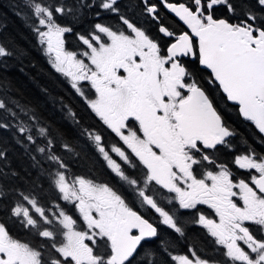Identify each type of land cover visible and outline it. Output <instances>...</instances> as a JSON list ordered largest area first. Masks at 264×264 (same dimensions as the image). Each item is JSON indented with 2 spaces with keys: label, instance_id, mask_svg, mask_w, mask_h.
Returning a JSON list of instances; mask_svg holds the SVG:
<instances>
[{
  "label": "snow or ice",
  "instance_id": "obj_1",
  "mask_svg": "<svg viewBox=\"0 0 264 264\" xmlns=\"http://www.w3.org/2000/svg\"><path fill=\"white\" fill-rule=\"evenodd\" d=\"M17 7L103 129L69 111L78 134L56 132L0 78V132L24 161L12 166L0 135V264H264V155L252 147L230 163L217 155L233 152L237 135L221 102L264 141V0ZM89 15L90 29L78 32ZM66 34L81 50L65 47ZM19 54L0 44V68ZM101 162L119 190L76 172ZM9 221L36 243L14 238ZM189 225L212 255L189 242Z\"/></svg>",
  "mask_w": 264,
  "mask_h": 264
},
{
  "label": "trees",
  "instance_id": "obj_2",
  "mask_svg": "<svg viewBox=\"0 0 264 264\" xmlns=\"http://www.w3.org/2000/svg\"><path fill=\"white\" fill-rule=\"evenodd\" d=\"M19 2L20 0H0V44L20 53L7 58V67L0 68V78L9 82L8 94L13 99L34 109L42 123L50 125L56 132L65 133L68 137L76 136L78 128L69 116V111L76 114V119L83 127H87L92 120L89 111L85 108V104L79 100L80 97L66 84V78L51 67L48 55L39 45L30 27L31 22L25 19L24 13L17 7ZM94 19L95 17L89 15L86 21L75 25L76 30L78 32L89 30L90 23ZM100 22L112 24L114 20L103 19ZM167 22L173 23L179 31L172 19H168ZM65 40L70 50H81L77 37L66 34ZM221 107L228 125L235 129L237 135L232 140L234 151H221L219 159L230 163L234 154L243 153L248 147H252L258 154L264 155V141L260 140V134L255 126L242 119L234 105L228 103L227 106H224L221 102ZM0 135L8 138L7 146L12 166L19 169L20 165L24 163L20 156L22 149L12 143L9 133L0 132ZM76 172L94 178L98 182L110 183L108 178L111 177L102 162L97 163L94 167H78ZM116 183L114 188L119 190L117 180ZM2 219L5 217L0 215V220ZM9 228L14 238L22 242L36 243L34 236L18 225L12 224L11 221H9ZM201 234L197 230H192V225L188 226L189 242L196 246L199 254L205 255V244L200 239ZM177 251H180V248H177Z\"/></svg>",
  "mask_w": 264,
  "mask_h": 264
},
{
  "label": "flooded vegetation",
  "instance_id": "obj_3",
  "mask_svg": "<svg viewBox=\"0 0 264 264\" xmlns=\"http://www.w3.org/2000/svg\"><path fill=\"white\" fill-rule=\"evenodd\" d=\"M169 23V22H168ZM169 24H173V23H169ZM174 28H175V26H174V24L172 25ZM65 47L68 49V50H70L69 48H68V46H67V41L65 40ZM66 84L67 85H69V82H68V80L66 79ZM70 86V85H69ZM79 100L81 101V102H83L82 101V99L81 98H79ZM229 104H232V103H230V102H228ZM233 105V104H232ZM86 109H87V111H89V116H90V118L92 119L91 120V122H90V124H88L87 125V127L88 126H93L96 130H102L103 129V126H102V123L99 121V119L95 116V114L94 113H92L87 107H85ZM242 118V117H241ZM243 119V118H242ZM69 123H70V121H69ZM71 124V123H70ZM72 125V124H71ZM258 131V130H257ZM107 138L109 139V140H111L112 139V136L109 134L108 136H107ZM232 140H233V138H232ZM232 143H233V141H232ZM221 151H224V149L223 148H221V150H220V152ZM220 152L219 153H217V155H218V157H219V154H220ZM234 171H235V169H234ZM240 175H246V173H240ZM108 180H109V182H110V185L111 186H113L114 187V185H117V183H116V180L114 179V178H108ZM206 207V206H205ZM153 222H155V219L153 218ZM192 230H197L198 232H201L202 234H201V236H200V239H201V241L205 244V248H204V250H205V255H212V252H211V245L210 244H207L206 242H205V238H204V234H203V231L201 230V228L199 227V226H193L192 225Z\"/></svg>",
  "mask_w": 264,
  "mask_h": 264
},
{
  "label": "rangeland",
  "instance_id": "obj_4",
  "mask_svg": "<svg viewBox=\"0 0 264 264\" xmlns=\"http://www.w3.org/2000/svg\"><path fill=\"white\" fill-rule=\"evenodd\" d=\"M73 215H74V216H76V215H78V214H76V213H73Z\"/></svg>",
  "mask_w": 264,
  "mask_h": 264
},
{
  "label": "water",
  "instance_id": "obj_5",
  "mask_svg": "<svg viewBox=\"0 0 264 264\" xmlns=\"http://www.w3.org/2000/svg\"><path fill=\"white\" fill-rule=\"evenodd\" d=\"M230 103H232V102H230Z\"/></svg>",
  "mask_w": 264,
  "mask_h": 264
}]
</instances>
